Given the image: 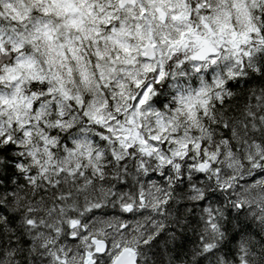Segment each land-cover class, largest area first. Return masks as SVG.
<instances>
[{
  "label": "clouds",
  "instance_id": "clouds-1",
  "mask_svg": "<svg viewBox=\"0 0 264 264\" xmlns=\"http://www.w3.org/2000/svg\"><path fill=\"white\" fill-rule=\"evenodd\" d=\"M0 264H264V0H0Z\"/></svg>",
  "mask_w": 264,
  "mask_h": 264
}]
</instances>
